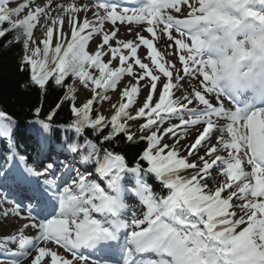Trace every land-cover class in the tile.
I'll use <instances>...</instances> for the list:
<instances>
[{
    "label": "snow or ice",
    "instance_id": "1",
    "mask_svg": "<svg viewBox=\"0 0 264 264\" xmlns=\"http://www.w3.org/2000/svg\"><path fill=\"white\" fill-rule=\"evenodd\" d=\"M0 40L39 98L0 107V264H264V0H0Z\"/></svg>",
    "mask_w": 264,
    "mask_h": 264
},
{
    "label": "trees",
    "instance_id": "2",
    "mask_svg": "<svg viewBox=\"0 0 264 264\" xmlns=\"http://www.w3.org/2000/svg\"><path fill=\"white\" fill-rule=\"evenodd\" d=\"M19 47H4V41L0 40V107L8 114L23 119L29 108L39 102V98L31 91L21 89L20 85L26 80L24 73L18 70V53ZM70 82V79H69ZM58 93L49 94L44 107L54 105ZM100 110V105H96ZM69 113L61 111L59 119L66 120ZM117 152L131 154L136 148H117ZM155 184V181H150Z\"/></svg>",
    "mask_w": 264,
    "mask_h": 264
},
{
    "label": "rangeland",
    "instance_id": "3",
    "mask_svg": "<svg viewBox=\"0 0 264 264\" xmlns=\"http://www.w3.org/2000/svg\"><path fill=\"white\" fill-rule=\"evenodd\" d=\"M37 35H39V32H37ZM123 35V33H122ZM81 92H83V90H81ZM110 95L113 96V98H115V94L114 93H110ZM77 103H79V100L77 101ZM226 107H230L228 106V104H225ZM108 109V104L107 102H104L103 107H100V111L103 114L109 115L110 111L107 110ZM3 207H8L10 208L11 205H4ZM3 208L0 207V213H2ZM24 220H21L19 218H15V217H10L8 219H5L3 217L2 214H0V236H6V235H10L13 232H15L20 226H22V224L24 223ZM33 233V231L31 229H27L25 230V234L29 235Z\"/></svg>",
    "mask_w": 264,
    "mask_h": 264
},
{
    "label": "bare ground",
    "instance_id": "4",
    "mask_svg": "<svg viewBox=\"0 0 264 264\" xmlns=\"http://www.w3.org/2000/svg\"><path fill=\"white\" fill-rule=\"evenodd\" d=\"M33 233L29 234V235H32Z\"/></svg>",
    "mask_w": 264,
    "mask_h": 264
}]
</instances>
